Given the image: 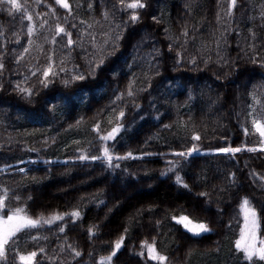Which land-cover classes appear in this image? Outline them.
<instances>
[{
    "label": "trees",
    "instance_id": "obj_1",
    "mask_svg": "<svg viewBox=\"0 0 264 264\" xmlns=\"http://www.w3.org/2000/svg\"><path fill=\"white\" fill-rule=\"evenodd\" d=\"M20 2L33 15L36 33L29 52L17 63L15 56L28 46V21L21 23L20 13L12 16L0 10V32H3L0 53L4 54L5 64L0 73V167L32 161L0 171V185L10 190L8 204L17 206L14 197L18 195L22 197L19 203H26L33 215L51 211L70 213L73 208L82 212L75 224L67 222L65 233L57 234L54 227L42 229L40 234L47 236V240L25 243L22 239L20 250L44 247L46 253L43 256L38 253L42 264L61 261L69 264L68 252L61 253L59 245L73 243L82 251L79 264H97L127 228L125 243L113 264H156L147 259L146 249L140 255V242H152L153 238L157 250L168 257V264H248L234 245L242 226L240 198L247 195L258 210L264 205L261 179L264 151H248L260 143L248 113L252 93L260 94V89H264V64L252 62L253 57L264 61V21L260 18L264 0H238L233 22L226 15L227 0H145L147 7L140 10V21L122 27L121 47L106 61L103 71L68 87L61 83L65 74L60 73L47 89L37 83L40 75L33 77L31 72L46 65L53 45L44 37H51L55 24H63L67 13L55 0H41L39 4L36 0ZM69 3L72 15L67 27L74 40L83 31L81 19L94 25L92 33L102 42L101 33L110 28L115 30L116 24L131 14V10L124 13L114 10L117 0H69ZM49 4L56 16L49 10ZM105 11L110 13L107 20L103 17ZM45 20L48 23L41 27ZM72 24L77 27L71 28ZM185 25L189 32L186 44L181 35ZM249 29L255 32V39ZM13 33L20 36L19 43ZM175 37L179 41L169 51V43ZM220 37L226 38L221 40L220 55L228 64L217 63L216 41ZM40 38L46 50L43 53L37 49L36 40ZM63 43H67L66 38ZM181 46L183 61L177 64ZM59 47L57 44L56 50ZM154 49L159 50V55ZM91 52L87 43L83 48L75 47L67 67L76 64L86 72V55ZM192 56L197 57L195 64L188 62ZM206 57H211L207 65L203 62ZM60 59L57 53V68ZM113 71L120 75L114 77ZM133 73L137 87L147 88L145 73L151 77V87L135 97L140 108L134 107L127 96L123 102L111 104L117 94L126 90ZM17 83L21 87L35 86L38 94L26 99L16 90ZM190 90L193 98L186 102ZM53 103L57 105L54 112L49 109ZM121 108L126 112L121 120L125 129L107 145L118 155L131 151L135 158L120 160V167L114 169L99 160L76 159L81 155L77 149L100 155L103 142L93 131V125L100 122V134L109 131ZM245 127L249 129L247 134ZM193 132L200 134L197 143L202 150L231 146L242 147V151L195 153L182 162L179 171L189 184V191L176 184L175 173L161 176V172L168 161L181 159L172 155L173 150L191 147ZM142 153L148 155L141 156ZM20 168L25 172L21 173ZM230 173H235V183L231 182ZM122 189L129 192L121 193ZM201 191L208 192L209 197L199 196ZM29 196L30 200L24 199ZM97 201L104 203L97 206ZM181 214L207 222L211 231L193 237L171 220L172 215ZM93 224L99 226V231L89 240L87 228ZM259 235L264 236V219ZM49 256L58 259L49 260Z\"/></svg>",
    "mask_w": 264,
    "mask_h": 264
},
{
    "label": "snow or ice",
    "instance_id": "obj_2",
    "mask_svg": "<svg viewBox=\"0 0 264 264\" xmlns=\"http://www.w3.org/2000/svg\"><path fill=\"white\" fill-rule=\"evenodd\" d=\"M41 0H36V3H40ZM55 4L59 5L60 8L66 10V15L64 17V23L61 24L57 22L55 24L54 33L49 38L48 36L44 37L46 42H49L53 45V48L48 51L47 54V63L41 69H37L31 72L33 77L40 75V79L37 83L47 89L51 84L54 83L55 79L59 77L60 73H64V78L61 80V83L68 87L75 83L76 81H83L88 76L95 77L98 72L104 70V66L106 65V61L115 56L117 50L121 47V39L123 37L122 27L126 28L128 24L135 25L141 19L140 10L147 7L145 0H117V4L113 5V9L124 13L127 10H131V14L127 20L121 21V23L116 24L115 30L109 29L108 32L101 33L103 36L102 42H98L96 35L93 33H89L87 28H91L92 25H87V28L77 34V39H73V33L67 27L69 17L72 15V8L69 3V0H55ZM117 5L119 6L117 8ZM6 6V7H5ZM219 6V5H218ZM238 6V0H227V10L226 15L229 18L230 22L234 20V8ZM49 10L52 11V15L56 16L55 10H53L52 5H48ZM89 9L92 8V4L89 3ZM0 10H6L10 15L15 16L17 13L21 14V23L23 20H27V37H28V46L23 48V51L15 56V61L19 63L25 54H27L34 43L33 37L36 33V29L33 25V15L29 12L28 8L25 4H22L20 0H0ZM37 15H43L42 13H37ZM110 13L105 11L103 13L104 19L109 18ZM260 18L264 21V8L260 11ZM152 19L154 21L157 20V17L153 16ZM221 19L219 12L217 13V22ZM57 20L59 18L57 17ZM158 22V21H157ZM48 21L45 20L41 27L44 24H47ZM81 23H85L81 21ZM77 27L76 24H72L71 28L75 29ZM167 31V30H166ZM252 32V29H249ZM3 32H0L2 35ZM16 38L17 43L20 42V36L16 33H13ZM181 35L184 37V43L186 44L189 39L188 27H185L181 30ZM85 36L88 37L85 40ZM253 39H255L256 34L252 32ZM67 39V43L64 44V39ZM172 39V38H170ZM225 37L217 38L216 48H217V63L228 64V61L220 55V47L221 40ZM79 41V43H78ZM179 41V37H175L172 39V42L169 43V51L175 46L176 42ZM90 44L92 48V52L86 55L87 59V71H81L80 66L76 64H72L71 67H67V64L71 61V50L75 47L79 46L83 48L84 44ZM60 44V66L57 68L56 63V55L57 50L55 46ZM254 45H249V47H253ZM203 48H207V45L202 46ZM37 49L43 53L45 51L44 46L42 44L37 45ZM181 49L177 51V64H180L183 61L182 51ZM159 55V50L154 49ZM3 53H0V73L5 68V64L2 62ZM197 61L196 56H192L189 59V63L195 64ZM204 64L207 65L211 62V57L204 58ZM253 63H261L264 64V61H259L255 57H253ZM132 64L128 65V68L131 69ZM158 74V73H157ZM112 75L119 76L120 73L117 71H113ZM145 78L148 81L147 88L151 87V77L145 73ZM28 77H25V83L27 82ZM171 86V85H170ZM2 87V85H0ZM147 88L143 85L140 87L136 86V74L133 73L131 77L128 79V83L126 85V90L117 94L112 101L111 104L115 105L118 102H123L125 96L131 98L134 103V107L140 108L139 104H135V97L137 93L147 91ZM16 90L23 94L26 99L31 100L33 96L38 94V90L35 86L30 87H21L19 83L16 84ZM251 95V93H250ZM192 92L189 91L188 98L186 102H190L192 100ZM253 101L255 104H260L261 101L253 96ZM57 105L55 103L49 105V109L51 111L56 110ZM154 107V106H153ZM249 108H253V105H249ZM115 111V108H113ZM126 116V112L124 108H121L120 111L115 116V125L110 128L109 131L100 134V122L97 121L93 125V131L99 134V139L103 142L102 147L100 148V155H89L85 154L82 150L77 149V151H81V155L76 157V159L80 161H102L107 168H118L120 167L119 161L129 158H135L131 151L124 153L123 155H118L114 152L112 148L107 145L108 141H115L118 139V134L121 133L125 129V125L121 122L122 118ZM248 116L251 118V126L252 130L255 133L259 134L260 143L259 150L264 151V109L261 112L256 113L255 110L250 111ZM82 119V118H81ZM77 124L80 123V120L76 121ZM111 123V121H110ZM71 127V126H70ZM164 127H170V125H165ZM245 134L249 132L247 127L244 128ZM191 140L193 141L191 147H187L183 150L176 151L173 150L172 155L175 157H179L181 159H173L167 162V167L164 171L161 172V176H167L169 173H175V182L177 185L188 189L191 191V188L187 182H185L184 177L180 174V167L182 162H187L189 158L195 154L200 153L202 151L207 153H222V154H235L242 151V147H216L210 148L207 150H202L198 141L201 140V136L197 132H193L191 135ZM10 142V140H9ZM35 151V149H32ZM248 151L255 152L257 151V147L248 148ZM148 155V154H141ZM164 155V154H160ZM48 163V161H45ZM11 167L10 165L0 167V171H5L7 168ZM19 171L21 173L25 172L24 168H20ZM231 178V182L235 183V173L229 174ZM264 180V177H261ZM201 197H209V193L205 191H201L198 193ZM10 196V190L3 185H0V264H42V260L38 259V253L43 256L46 253V249L44 247H38L36 250L32 251H21L20 243L23 239L25 243L28 241H37L40 239L47 240V236H42L40 231L42 229H51L56 228L57 234H63L66 232L67 222L69 220L75 224L82 217V212L79 208H73L70 213H62L59 211H51L47 214L41 212L36 215H33L29 212L26 203H19L22 197L15 196L14 199L18 202L17 206L12 207L8 204V198ZM25 200H30L31 197L24 198ZM104 203V201H97V206H100ZM240 213L243 216V225L240 228V235L235 241V250L237 253L243 254V259L248 262V264H264V236L259 235V231L261 230V220L264 219V205H262L259 210L257 206H255L252 200L247 196H243L240 198L239 203ZM171 220L175 221L176 224L181 225L187 233H190L193 237L201 236L204 233H208L211 231L209 224L203 220H198L190 217L187 214H181L179 216L172 215ZM157 226L159 227L160 221H156ZM35 231L36 235H32V232ZM99 231L98 225H90L87 228V233L89 240L94 239ZM128 229H124V233H122L117 239L112 242V247L110 252L107 255H101L97 264H113V259L117 255L118 251L121 250L122 246L125 243L126 234ZM67 236H65V240H67ZM141 252L140 255H144V249L147 251V259L156 264H168V257L165 254H162L157 250L155 238H153L152 242L148 240H142L141 242ZM59 250L61 253L67 251L68 252V261L69 264H79L78 258L82 259V251L73 243H68L65 245L61 243L59 245ZM11 254V255H10ZM190 254V253H189ZM92 257V252H89V258ZM49 260H57V256H49ZM63 264V261H61Z\"/></svg>",
    "mask_w": 264,
    "mask_h": 264
},
{
    "label": "rangeland",
    "instance_id": "obj_3",
    "mask_svg": "<svg viewBox=\"0 0 264 264\" xmlns=\"http://www.w3.org/2000/svg\"><path fill=\"white\" fill-rule=\"evenodd\" d=\"M81 21H84L85 23H81V28H82V30L84 31L86 28H87V25H89V24H91L87 19H81ZM92 25V27L91 28H87V31L89 32V33H92V30H94V25L93 24H91ZM42 41V38H40V39H37L36 40V42H37V44H41V41ZM87 40V39H86ZM46 51V50H45ZM57 53L59 54V56L61 57V52H60V47L58 48V50H57ZM72 55V54H71ZM262 93V92H261ZM255 97H257L260 101H261V103L260 104H255L254 103V101L252 100V103H251V105H253V108H250V111H253V109L255 110V112L256 113H259V112H261V110L262 109H264V99L262 98V96L263 95H254ZM129 192V190L128 189H122L121 190V193H128ZM244 222V221H243ZM243 225V224H242Z\"/></svg>",
    "mask_w": 264,
    "mask_h": 264
}]
</instances>
